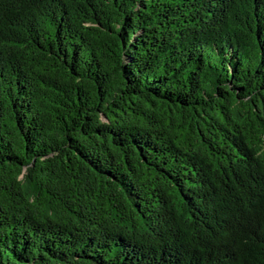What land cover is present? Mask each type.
Masks as SVG:
<instances>
[{
	"label": "trees",
	"instance_id": "1",
	"mask_svg": "<svg viewBox=\"0 0 264 264\" xmlns=\"http://www.w3.org/2000/svg\"><path fill=\"white\" fill-rule=\"evenodd\" d=\"M0 264H264V0H0Z\"/></svg>",
	"mask_w": 264,
	"mask_h": 264
}]
</instances>
